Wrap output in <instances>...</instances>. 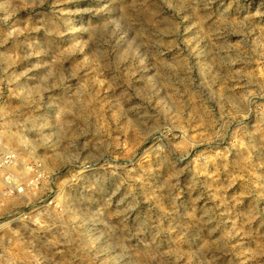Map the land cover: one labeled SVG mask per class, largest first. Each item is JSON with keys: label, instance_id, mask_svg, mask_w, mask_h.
Returning a JSON list of instances; mask_svg holds the SVG:
<instances>
[{"label": "rangeland", "instance_id": "1", "mask_svg": "<svg viewBox=\"0 0 264 264\" xmlns=\"http://www.w3.org/2000/svg\"><path fill=\"white\" fill-rule=\"evenodd\" d=\"M0 264H264V0H0Z\"/></svg>", "mask_w": 264, "mask_h": 264}]
</instances>
